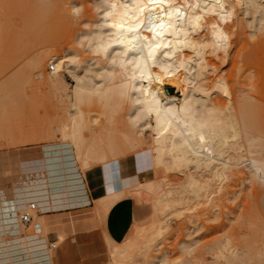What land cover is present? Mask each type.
<instances>
[{"label": "rangeland", "instance_id": "1", "mask_svg": "<svg viewBox=\"0 0 264 264\" xmlns=\"http://www.w3.org/2000/svg\"><path fill=\"white\" fill-rule=\"evenodd\" d=\"M130 1L0 0V180H10V183L16 181L15 183H17V180L23 178V175L33 174L34 181L31 185L48 184L50 186L48 169H51L50 166H55L63 170L65 161L69 163L67 166L72 168V171L79 177L68 179L66 176L67 178L58 185L59 191L84 190L90 199L92 216L94 215L95 219H98L95 215V205L107 188L115 189L119 195L116 199L107 201L106 204L103 202L106 215L117 202L131 198L136 206L135 219L124 240L115 243L122 246L131 244L130 249L134 248L132 254L136 256L137 260L132 254L130 259L134 260L135 264H145L142 254L137 252L136 255L135 252L141 241L145 239L146 234L152 232L153 228L158 225L159 221L157 222V220L166 221L168 224H166L168 231L165 228L163 232V236H165L159 237L158 241L160 244L158 253H166L167 264H264V148H257L259 146L251 141L249 142L250 147L245 141L241 142L244 145L242 154L246 155V161L255 162L260 167V175L250 177L243 165L240 169L234 167L229 178L215 185L217 189L211 184L210 192H213L208 201L186 198L178 186L183 183L184 177H187L186 169L178 167L177 171H169L171 175L167 174L166 176L152 175L151 173L152 138L147 130L144 131L145 133L143 132L142 136H138L142 123L138 124L136 119L131 117L132 106L125 101L122 83H120L122 81L119 79V71L122 69L120 64L110 61L107 56H105L107 58L99 57L100 60L103 59L102 65L109 67L111 65L110 68L116 73L109 74L110 84L114 85L117 80L119 86L109 84L111 86L109 87L108 81H99L100 89L102 87L105 89H101L103 94L97 91L98 94L95 95L92 90H89L91 93L85 90L86 92L83 91L84 93L82 92L77 97L73 93L75 86L73 80L64 71L58 72L55 64V71H50L51 64L47 62V56L43 58L42 64L36 70L41 71L43 75L38 78L33 71L31 72L30 57L38 49L46 45L49 48V54L58 57L64 56L78 48L76 38L81 32L92 31L93 27V30L96 29L97 22L103 16L110 15L111 11H114L112 8H118L119 4L121 7L125 6ZM137 1L132 0L130 3ZM163 1L167 6H173L184 14H189V10L190 12L194 10L193 12L198 13L196 16L201 18V22L196 23L197 26L201 25L196 28L197 30L195 29L197 32L194 31L193 34L199 40V45L188 52L195 55L197 79H199L198 84H201L202 94L212 105L218 106L217 109L225 114V120L234 113L235 116L239 115L238 111L241 109L239 107L244 106L249 97L252 98L254 101L249 98V102H253V104L250 102L251 106L255 105V108L251 107L255 114L251 113V118H247L251 123L249 135L253 137L260 132V135L254 136L253 139L263 136L264 27H253L255 24L251 25V22H248L252 21L249 17L247 19L245 14L244 16L242 12L234 9L230 11L231 8H228L230 13L226 11L227 15L224 18L216 14L215 9L214 12L210 10L211 14L208 10L203 9L202 1L204 0H200L201 2L199 0ZM200 3L203 5L202 7L199 5ZM195 7H199V12ZM104 12L105 15H103ZM206 13L210 15L206 16ZM199 14L204 16L201 17ZM86 44L81 49L82 51L87 48ZM91 56L94 58L95 55L89 49H84L82 57L90 58ZM249 75L250 77H248ZM100 79L101 77H98L96 81ZM166 92L169 96L175 94L173 90H166ZM240 97L242 98L240 99ZM119 98L121 99L119 100ZM96 106L98 108L100 106L101 111ZM122 106L125 107L122 108ZM230 108L234 109H231V111L233 110L231 114ZM248 111L245 110L247 113ZM77 113L80 114L77 115ZM224 114H222L223 118ZM235 116L232 115V117ZM78 118L81 120L79 121ZM73 120L74 124L71 122ZM98 121L99 123H97ZM132 125L139 127L135 129L137 132L134 130L137 127ZM241 129H245L244 125ZM69 130L72 134L71 138L65 134ZM67 134L69 135V133ZM71 141H74V144ZM80 143L81 145L83 143L82 147ZM232 147L237 146L235 144ZM251 148L254 149L253 151L258 150L259 153H250ZM77 149L80 153L82 150L83 155H87L89 164L87 171L81 170L82 158L80 157V160L76 158L77 154H80ZM65 150H67L66 154H71V158L68 160H64ZM233 154L230 152L228 155L232 158ZM253 154L254 156H252ZM97 157L99 160L94 161ZM178 171L182 172L181 176ZM182 175H184L183 178H180ZM24 185L26 186L22 182L17 183V187L14 184L13 192L16 189H24ZM157 185L165 187V190L161 189L159 193L156 190ZM166 186L171 188L173 186V189L176 187L177 190H175L179 191V195L174 194V196L171 192L176 193V191L170 192V202L172 199L170 204H175V207L171 209L155 202L151 203L156 201L152 198L156 199L160 196L159 194L163 193L162 191L167 190ZM138 188L142 191L140 197L143 196V198L141 197V199L133 196ZM146 193H148L147 197ZM0 198L6 200L2 189H0ZM144 198L151 199V202ZM175 198L178 201L180 199L181 204L173 201L176 200ZM12 199L15 200L14 197ZM181 199L185 200H183L184 205H182ZM26 209L27 205L25 210L20 212L18 210L14 215L17 220L16 235L3 234V226H0V264H39L34 260L39 255L42 256L43 250L48 252V264H52V253L48 249L45 239V234L50 232V229L45 225V232L42 230L41 233H38L35 223L41 222L35 218L34 221L32 220L34 223L32 225L22 224L19 214L25 212ZM1 211L0 221L2 214L5 213ZM167 213L169 214L167 215ZM105 214L101 212L102 218L96 220L98 224H104ZM66 234L59 235L56 248H61L68 243ZM103 239L105 253L96 258L100 261L99 264H110L107 243L114 241L106 233L103 234ZM251 242H254V246ZM247 243L252 246L249 245L250 247L246 248ZM227 248H231L233 254ZM251 248L255 250L253 251ZM226 253H230V255H226ZM150 255H155V252H151ZM138 257H140L139 260ZM123 260L119 259L118 261ZM40 264L42 263L40 262Z\"/></svg>", "mask_w": 264, "mask_h": 264}, {"label": "bare ground", "instance_id": "2", "mask_svg": "<svg viewBox=\"0 0 264 264\" xmlns=\"http://www.w3.org/2000/svg\"><path fill=\"white\" fill-rule=\"evenodd\" d=\"M130 2L125 6L121 7L119 4L118 8L116 9L112 8V10L114 11H111L110 15H108L107 13H106L107 15H105L104 12L103 15L105 16H103L97 22L96 29L93 30L94 28L93 27L92 31L86 32L85 30L81 32V34H79L76 38V44L79 49L75 48L70 52L66 53L64 56H59V57L53 54H49V50H48L49 48L46 47V45L45 47L38 49L30 57L29 67L31 68L30 69L31 72L33 71V73H35L37 77L40 78L43 74L41 71H36V70L42 64L43 58L47 56L48 58L47 62H49L53 66L56 65L58 72L64 71L73 80V82L75 83V86L73 88V93L77 97L85 90H88L87 91L88 93L89 92L91 93V91L89 90H92V92H94L95 95L98 94L97 91H99L100 93L102 92L101 89H103L104 87L100 89V85H101L100 82L108 81L109 74L112 73L113 71L112 68H110L111 65L110 67L105 66L104 64L102 65L101 61L103 59L100 60L99 57L104 58L105 56H107L109 57L108 59L110 61L120 64L122 69L119 71L120 72L119 79L120 81H122L120 83H122V89H123L122 92L124 93L125 101L132 106L131 117L133 116L136 119V122H138V124L140 122L142 123V124L140 123L141 130L138 131L139 133L138 136L139 135L142 136L143 132L147 130L149 131L150 136L152 138L153 162H152L151 173L152 175L160 174L162 176H166L167 174L171 175L169 171H173V172L177 171L178 167H182L186 169L187 177L186 176L184 177L185 180L181 185L178 184V186H180V192L183 195L185 194L186 198H192L197 200L201 199L204 202L206 200L208 201V198L212 195L213 192V191L210 192L211 187L212 186L215 187L217 183L222 182L223 180L229 178V176L232 174L231 173L232 168L234 169V167L240 169L241 166L243 165L244 167H246L247 174L250 177L260 175V170H259L260 167L255 162H251V160L246 161L245 159L246 155L242 154L243 153L242 147H244V145L243 143H241L243 140L246 143H248L247 145L249 146V142L251 141L255 145L257 144L259 146V147L256 146L257 148L260 147L264 148V135L259 138L257 137V139H253V137L260 135V132L259 134L256 135L253 134L254 135L253 137L249 135V132L251 131V130L249 131V129H251V123H249L247 118L252 116L251 113L253 115L255 114V112L253 113V110L251 108L253 105L252 106L250 105V102L254 100L249 97L250 99H252L250 102H249L250 99L248 98L244 106L239 105L241 106L239 107L241 109L240 111L237 110L240 113L239 115H236L238 118L235 116L234 113L232 115L235 117H232L231 115V117L229 118L228 115H226L228 119L225 120V114L217 109L218 106L215 107L214 105H212L201 92L202 87L200 86L201 84L200 85L198 84L199 79H197L198 78L197 64L194 59L195 55L189 54L188 52L189 50H193L197 48L199 45V40L193 35L194 31L197 30L196 28H198V26L201 25V24H199L198 26L196 25V23L199 22L201 19L198 18L199 16H196L198 15V13L196 14V12H193L194 10L192 12H190L189 10L188 12L189 14H184L181 11L174 8L173 6H167V4H165L166 2H164L163 0H138L136 3H132V4ZM199 2L201 1L199 0ZM202 2L204 6L201 5V3L199 5L201 7L203 6V9L205 11L208 10V12H211L210 10H213L214 12L215 9L216 14H219L221 15L220 17L224 18V16L227 15L226 11H228V8H231L230 11L234 9L238 12H242L243 15L245 14L247 16V19L249 17L250 20L252 21H248V22H251L250 23L251 25L255 24L253 27H257V28L264 27V0H204ZM113 7L115 8L114 5ZM197 8L196 10L199 12V7ZM228 13L230 12L228 11ZM208 14L209 13H206V16ZM85 43H87L85 45V47L87 48L84 49H89V51L92 54H94L96 57L95 56L94 58H92V56L90 58L82 57V53L84 54V49L83 51L81 49L84 47ZM90 44L92 45L88 46ZM114 70L116 71L115 68ZM28 75L30 74L28 73ZM112 76L114 75L112 74ZM98 77H101V79L96 81ZM248 77H250V75ZM115 81H116L115 84H117L118 81L117 80ZM110 83L111 82L108 83V86ZM115 84L114 85L110 84V85L115 86ZM117 86L119 85L117 84ZM166 90L167 91L173 90L175 94L169 96ZM101 94H103V92ZM241 98L242 97H240V99ZM120 99L121 98H119V100ZM251 103L253 104V102ZM124 107L125 106H122V108ZM253 107L255 108V105ZM96 108L98 107L96 106ZM71 109L73 110V108ZM231 109L233 108H230V114L234 110L233 109L231 111ZM72 110L71 112H73ZM120 110L122 111L123 109ZM245 110L247 111L249 110L248 113L245 112ZM99 111L101 110L99 109ZM129 112L130 111H128V113ZM78 114L80 113H77V115ZM129 114L128 116H130ZM222 114H224V118ZM80 120L81 119H79V121ZM71 122H73V124L75 123L74 120ZM97 123H99V121ZM243 125L245 129H241V127L243 128ZM134 127L137 126L135 125ZM138 128L139 127L134 128V130ZM135 131L137 132V130ZM70 132L71 131L69 130V132H66L65 134L67 137L71 138L72 134ZM67 133H69L70 136ZM131 133H134V131H131ZM249 136L251 137V139ZM71 142L73 143L74 141ZM235 144L237 147H232ZM84 146H85V142H84ZM85 148L87 149V147ZM250 150H251L250 153H254V154L256 152H257L256 154L259 153L258 150L253 151L254 149L252 148ZM230 152L234 153L232 155V158L229 157L228 155L230 154ZM64 153H65L64 160H68L69 158H71L70 157L71 154H66L67 150H65ZM82 153L83 152L81 150V153L77 154L76 158H78V160H80L79 159L80 157L82 158L81 170L87 171L89 165L87 161V155H83ZM254 154L252 156H254ZM98 160H99L98 157L94 159V161H98ZM68 164H69L68 162L64 161L65 169L63 168V170H60L55 166H50L51 169H48V176H49L48 178H49L50 186L48 184H33V185H29V187L24 185L23 199L27 203V209L22 214L30 215L31 221L28 224L23 223L20 219V216L22 214H19V220L22 224L24 225L34 224L33 221L35 219L40 220L38 214L48 209L77 207L88 203V199L84 190L71 191L69 189H66V191L64 192L59 191L60 188L58 185L62 183L61 181L65 180L67 177L68 179L69 178L77 179L79 177L78 174L72 171V168L67 166ZM173 172L171 173L173 174ZM181 173H179L178 171L179 175ZM184 175H182V177L180 178H183ZM166 187H168L167 190L162 191L163 193L159 194L160 195L159 197H156V199L155 197L152 198V200L154 199L157 202L156 201L151 202L150 201L151 199L149 200L147 198H144V200L147 199L151 203L154 202L158 203L161 206L168 209L175 207V204H170L172 202V199L170 202V192L172 190L176 191L177 188L174 187L176 189L175 190L173 189V186L172 188L170 186H166ZM140 188L142 189V187ZM140 188L136 189L135 191L137 192H135V194L133 195L138 199H141V197L143 198V196L140 197L142 192L141 190H139ZM164 188L157 185L156 190L160 193L161 191L159 190L161 189L165 190ZM215 189L217 188L215 187ZM178 192L179 191H176V193L171 192V194L172 196H174V194L179 195ZM181 193L180 195H182ZM147 194L148 193L145 194L146 197ZM118 195L119 194L115 191V189L107 188L104 191V194L98 200L97 204L95 205V210H96L95 215H97L96 218L98 219H95L94 215L92 217L95 220H100L102 218V215H100L101 212L102 214L106 213L103 202L106 204L107 201H110L112 199L114 200V198L116 199ZM186 198L184 197V199ZM173 201L177 202V204L179 203L181 204L180 199L179 201L177 199ZM184 201L182 205H184ZM31 204L35 205L34 211H31L29 209V206ZM16 205L14 199L1 200L0 198V211L2 210L1 211L2 213L5 212L4 215L2 214L0 226H3L2 227L4 229L3 234L5 235H11V236L16 235L17 220L14 216L15 213L18 211V207ZM156 211H157V207H156ZM168 214L169 213H167V215ZM161 215H163V213H161ZM157 222L158 225H156V227L153 228L152 232L150 233L148 232L149 234H146L145 239H143L142 241L140 239L141 244L137 247V250L135 252L136 255L137 252L142 254V256L144 257L143 260L145 264H167V261L165 259L166 253L165 252L158 253L159 251L158 249L160 247L158 241H159V237L165 236V235L163 236V232L165 228L166 229L168 228L167 226L168 224L166 223V221L163 222V220H157ZM42 228H43L42 223H35V229L38 233L42 232L43 230ZM249 243H247L248 246H246V248L247 247L249 248L252 245L254 246V242L253 243L251 242L252 245ZM107 244H108V255L110 259V264H135L134 260H132L133 261L132 262L130 259L131 254L133 252L132 249L134 250V248L130 249L131 244L122 246L112 241H108ZM228 246L229 245H227V247ZM246 248L244 247V249ZM230 249L228 250L231 252ZM254 250L255 249H253V251ZM43 252L44 253L40 252L42 256L40 255L38 257L36 256L37 258L34 261H38L39 264L40 262L42 264H48V260H47L48 252L45 250H43ZM151 252L153 253L155 252V255L151 256L150 255ZM228 254L230 255V253H226V255ZM132 255L133 257L135 256L134 254ZM248 255H246V257H248ZM228 257L230 258V256ZM139 258L140 257H138V260ZM119 259H124V260L118 261ZM135 259L137 260L136 256Z\"/></svg>", "mask_w": 264, "mask_h": 264}, {"label": "crops", "instance_id": "3", "mask_svg": "<svg viewBox=\"0 0 264 264\" xmlns=\"http://www.w3.org/2000/svg\"><path fill=\"white\" fill-rule=\"evenodd\" d=\"M33 181V174H25L17 183L22 182L29 187ZM15 182L1 179L0 188L4 191L6 199L15 198V205L17 204L20 212L26 208L27 203L23 199V189L13 192ZM87 199L88 203L82 206L48 209L38 214L43 231L45 232V225L50 229V232L45 234V239L52 253V264H99L100 261L96 257L105 253L103 234L106 233L110 239L119 243L130 230L136 210L131 198L117 202L107 213L102 225L92 217L88 196ZM61 233H67L68 243L61 248H56L55 245V248L51 249L50 245L56 244Z\"/></svg>", "mask_w": 264, "mask_h": 264}, {"label": "built area", "instance_id": "4", "mask_svg": "<svg viewBox=\"0 0 264 264\" xmlns=\"http://www.w3.org/2000/svg\"><path fill=\"white\" fill-rule=\"evenodd\" d=\"M49 70H50V71H54V70H55V66L50 65V66H49ZM29 209H30L31 211H34V210H35V205H34V204H31V205L29 206ZM20 219H21V221H22L23 223H25V224H28V223H30V221H31V217H30V215H28V214H22V215L20 216ZM50 248H51V249L55 248V244H51V245H50Z\"/></svg>", "mask_w": 264, "mask_h": 264}]
</instances>
